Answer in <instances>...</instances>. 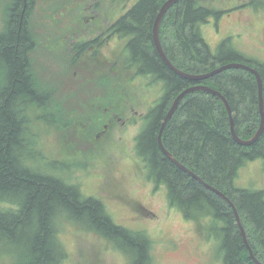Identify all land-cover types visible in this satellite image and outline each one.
I'll return each instance as SVG.
<instances>
[{
    "label": "trees",
    "instance_id": "obj_1",
    "mask_svg": "<svg viewBox=\"0 0 264 264\" xmlns=\"http://www.w3.org/2000/svg\"><path fill=\"white\" fill-rule=\"evenodd\" d=\"M166 1L136 0L117 24L123 36L129 37L127 50L132 55L128 61L136 68V75L164 84L163 95L137 138V155L145 163L149 178L168 188L172 207L188 220L208 221V234L218 242L224 264H256L229 203L177 167L158 145V133L174 100L197 84L220 91L228 99L237 135L251 139L261 124L256 77L246 70L231 69L196 83L171 71L153 41L154 22ZM223 1L179 0L167 12L160 38L175 67L200 75L229 63L250 65L232 48L230 39L215 53L201 34V24L227 13L220 7ZM248 2L246 5L256 10L264 8V0ZM34 9L35 0H11L0 32V250L13 251L14 258L7 252L12 264H63L67 253L58 238V227L66 221L109 241L130 258V264H153L148 236L117 225L100 200L85 197L80 186L35 166L39 153L33 150L36 143L30 139L26 114L32 108L46 112L47 95L37 89L30 73L34 39L29 25ZM252 67L264 83V63ZM55 114L48 116L46 112L42 117L54 124L51 118ZM163 142L180 163L231 199L255 256L264 262V191L235 185L241 168L250 161L264 160V133L252 146L238 144L223 102L210 93L193 92L179 104ZM31 159L37 169L28 165Z\"/></svg>",
    "mask_w": 264,
    "mask_h": 264
},
{
    "label": "rangeland",
    "instance_id": "obj_2",
    "mask_svg": "<svg viewBox=\"0 0 264 264\" xmlns=\"http://www.w3.org/2000/svg\"><path fill=\"white\" fill-rule=\"evenodd\" d=\"M10 1L0 0V32L5 26ZM81 1L35 0L31 17L37 41L33 69L41 90L47 95L44 105L48 116L61 112V116L55 114L51 118L54 124L42 117L45 111L32 108L26 114L30 119V139L36 143L33 150L39 153L35 166L45 174L80 186L85 197L100 200L117 225L148 236L153 264H224L218 242L208 234V221L188 220L180 210L172 207L168 188L149 178L145 163L137 155L136 139L146 126L145 117L148 118L161 99L164 84L127 72L120 66L118 75L104 76L106 82L111 77L117 80L107 89L101 87L100 76L90 74V80L82 77L73 80V86L78 88L77 96L72 87L62 83L55 86V91L47 85L48 72L40 66L42 55H68L67 48L53 49L60 41L64 26L75 31L73 42L87 31L84 16L91 14L85 15L80 8ZM248 1L224 0L220 7L227 13L201 24L200 31L213 52L230 39L232 48L246 57L244 62L255 66L257 62L264 63V8L256 10L246 5ZM88 2L95 3L94 0ZM134 3V0L101 2L113 16L117 13L119 16L125 5L130 7ZM92 88L94 103L91 106L85 103L84 97ZM122 97L131 104L130 108L122 106ZM124 110L127 111L125 115L136 117V123L126 128L120 125L109 128L104 136L96 138L109 114ZM34 162V159L29 160L28 165L37 169ZM235 185L264 191V160L250 161L241 168ZM58 229V238L67 253L63 264H130V258L123 251L96 233L66 221H61ZM7 252L13 257L11 249L0 250V264H12Z\"/></svg>",
    "mask_w": 264,
    "mask_h": 264
},
{
    "label": "flooded vegetation",
    "instance_id": "obj_3",
    "mask_svg": "<svg viewBox=\"0 0 264 264\" xmlns=\"http://www.w3.org/2000/svg\"><path fill=\"white\" fill-rule=\"evenodd\" d=\"M94 1L95 3H89L88 0H82V4H80V8L85 12V15L87 12L91 14L84 16L83 23L87 31L80 36L78 40H74L73 42L72 36L75 31H72L68 26H64V30L59 36L60 41L54 44L56 48L53 49L67 48L68 55H42V63H40V66L44 72H48L47 85L52 86L54 91L56 90L55 86L62 83L63 86L72 87V89H74V96H77L78 88L73 86V80L78 77L90 80L93 75L100 76L103 83L101 87H105V89L113 87L117 80L112 77L119 74L118 68L120 66L127 72L137 73L136 68L128 61V56L132 55L131 52L127 50L129 37L123 36L121 30L117 26L120 19L124 17L136 3L132 4L130 7L125 5L121 14L118 16L117 13L115 17L109 14L107 7H103L101 4L103 0ZM134 1L136 2V0ZM29 28L34 39V50L31 55H29L30 73L33 75L35 86L38 90L42 91L37 74L33 69V53H35L37 49V41L32 32L31 23ZM47 57H49L48 60H46ZM63 68L66 69L64 70L66 72L63 71ZM83 73L88 75L84 76ZM110 73L112 77L106 82L104 76H111ZM120 73L124 72L121 71ZM51 75L52 77L50 78ZM92 91H94L93 88L88 92L87 96L84 97L85 103H89L91 106L94 103ZM123 97L120 99L121 101ZM110 106L114 107L112 105ZM122 106L128 109L131 107V104L124 99L122 101ZM125 112L127 111L124 110V112L122 111L121 113L109 114L107 122L103 126V130L96 134V138L104 136L109 128L118 127L119 125L122 128H126L129 127L130 124L136 123V117L129 114L125 115ZM144 121L147 123V117H145Z\"/></svg>",
    "mask_w": 264,
    "mask_h": 264
},
{
    "label": "water",
    "instance_id": "obj_4",
    "mask_svg": "<svg viewBox=\"0 0 264 264\" xmlns=\"http://www.w3.org/2000/svg\"><path fill=\"white\" fill-rule=\"evenodd\" d=\"M178 1L179 0H167L162 5V7L160 8V10L157 14V17L155 19V22H154L153 41H154L155 48H156L160 58L162 59V61L165 63V65H167L169 67V69L171 71H173L178 76H180L184 79H187L189 81L196 82V83L203 81V80H206V79H209V78H212V77L216 76L217 74H220L226 70L242 69V70H246L248 72H251L256 77L258 87H259L261 124H260V127H259L258 131L256 132V134L251 139L243 140L242 138H240L237 135L236 128H235V119H234V115H233V110H232V107H231L228 99L220 91H217V90H215L211 87L205 86V85L197 84V85H193V86L189 87L188 89L184 90L174 100L170 110L168 111L165 119L162 122V126L160 128L159 133H158V145H159L160 149L162 150V152L165 154V156L170 161H172L177 167H179L181 170H183L186 173H188L189 175H191L194 179L201 182L207 189L213 191L214 193H216L218 196H220L221 198H223L224 200H226L229 203V205L232 207V210L235 214L237 225L240 229L241 235H242L244 243H245V245L249 251L251 259L256 264H264V262L259 261L257 259V257L255 256L254 251H253V249L249 243L247 232H246L244 225L242 223L240 214H239L235 204L231 201V199L228 196H226L222 191H219L215 187H213V186L209 185L208 183H206L205 181H203V179H201L198 175H196L189 168H187L185 165L180 163L175 158V156L167 150V148L165 147L164 142H163V135H164L165 129H166L168 123L170 122V120L173 118L175 112L177 111L179 104L188 94L193 93V92H207V93H210V94L218 97L223 102V104L225 105V107L227 109L229 118H230L231 134H232L234 140L238 144H240L242 146H246V147L252 146L259 141V139L261 138V136L264 133V83H263V78H262L261 74L259 73V71H257L252 66L244 64V63H229V64L223 65V66H221V67H219V68H217V69H215L209 73L194 75V74H189V73H186V72L178 69L177 67H175L173 65V63L167 57V55H166V53L162 47V43H161L160 28H161V24H162V21H163L165 15Z\"/></svg>",
    "mask_w": 264,
    "mask_h": 264
}]
</instances>
